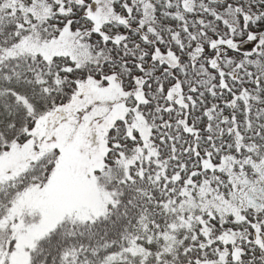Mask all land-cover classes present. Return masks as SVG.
I'll list each match as a JSON object with an SVG mask.
<instances>
[{"label":"snow or ice","instance_id":"6c2138e0","mask_svg":"<svg viewBox=\"0 0 264 264\" xmlns=\"http://www.w3.org/2000/svg\"><path fill=\"white\" fill-rule=\"evenodd\" d=\"M0 264H264V0H0Z\"/></svg>","mask_w":264,"mask_h":264}]
</instances>
